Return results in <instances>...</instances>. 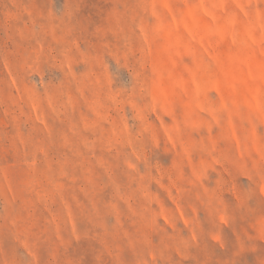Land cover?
Instances as JSON below:
<instances>
[{
    "label": "rangeland",
    "instance_id": "rangeland-1",
    "mask_svg": "<svg viewBox=\"0 0 264 264\" xmlns=\"http://www.w3.org/2000/svg\"><path fill=\"white\" fill-rule=\"evenodd\" d=\"M0 264H264V0H0Z\"/></svg>",
    "mask_w": 264,
    "mask_h": 264
}]
</instances>
